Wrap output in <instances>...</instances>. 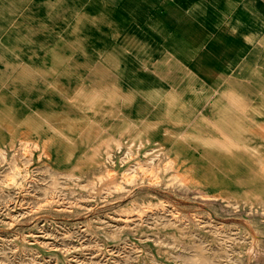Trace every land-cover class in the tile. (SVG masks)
Instances as JSON below:
<instances>
[{
  "label": "crops",
  "instance_id": "obj_1",
  "mask_svg": "<svg viewBox=\"0 0 264 264\" xmlns=\"http://www.w3.org/2000/svg\"><path fill=\"white\" fill-rule=\"evenodd\" d=\"M0 133L51 156L131 136L185 180H264V0H0Z\"/></svg>",
  "mask_w": 264,
  "mask_h": 264
},
{
  "label": "rangeland",
  "instance_id": "obj_2",
  "mask_svg": "<svg viewBox=\"0 0 264 264\" xmlns=\"http://www.w3.org/2000/svg\"><path fill=\"white\" fill-rule=\"evenodd\" d=\"M181 171L131 136L51 156L0 133V264H264V180Z\"/></svg>",
  "mask_w": 264,
  "mask_h": 264
},
{
  "label": "bare ground",
  "instance_id": "obj_3",
  "mask_svg": "<svg viewBox=\"0 0 264 264\" xmlns=\"http://www.w3.org/2000/svg\"><path fill=\"white\" fill-rule=\"evenodd\" d=\"M152 79V78H151ZM105 166V165H104Z\"/></svg>",
  "mask_w": 264,
  "mask_h": 264
}]
</instances>
